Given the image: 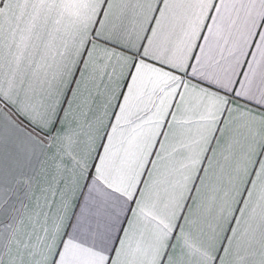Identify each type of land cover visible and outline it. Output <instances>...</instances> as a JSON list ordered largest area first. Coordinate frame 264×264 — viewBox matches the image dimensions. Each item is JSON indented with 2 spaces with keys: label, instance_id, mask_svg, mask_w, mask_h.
Returning <instances> with one entry per match:
<instances>
[{
  "label": "snow or ice",
  "instance_id": "1",
  "mask_svg": "<svg viewBox=\"0 0 264 264\" xmlns=\"http://www.w3.org/2000/svg\"><path fill=\"white\" fill-rule=\"evenodd\" d=\"M0 264H264V0H0Z\"/></svg>",
  "mask_w": 264,
  "mask_h": 264
}]
</instances>
